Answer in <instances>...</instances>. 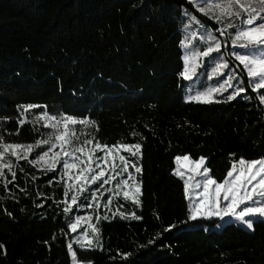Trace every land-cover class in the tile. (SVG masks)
Wrapping results in <instances>:
<instances>
[{"label": "trees", "instance_id": "trees-1", "mask_svg": "<svg viewBox=\"0 0 264 264\" xmlns=\"http://www.w3.org/2000/svg\"><path fill=\"white\" fill-rule=\"evenodd\" d=\"M181 5L209 27L214 23L187 0H0V117L13 118L0 135L7 142L34 143L49 131L42 121L16 122L18 106L31 103L95 120L99 130L84 128L81 139L93 133L108 145L142 144L139 210L130 203L120 207L141 219L96 222L103 249L78 252L93 264H264V223L255 222V231L235 224L217 231V218L189 220L183 181L173 174L177 155L206 157L218 182L234 159L264 158V105L257 94L248 89L242 96L250 100L187 101L218 78L197 85L178 76ZM210 71L202 67L198 75ZM43 111L26 115L31 120ZM17 129L18 135L8 134ZM19 164L24 172L17 170L10 191L0 184V264H70L59 169L45 173L24 160Z\"/></svg>", "mask_w": 264, "mask_h": 264}, {"label": "snow or ice", "instance_id": "snow-or-ice-1", "mask_svg": "<svg viewBox=\"0 0 264 264\" xmlns=\"http://www.w3.org/2000/svg\"><path fill=\"white\" fill-rule=\"evenodd\" d=\"M187 4L214 23L209 27L206 20H202L188 7L181 5L180 15L184 34L180 46L183 49V67L178 72V76L184 81H193L194 78H198V69L210 67L211 71L205 73L207 80L218 78L215 84L202 85L203 90L188 94L187 101L202 104L230 102L250 89L252 93L257 94L258 103L264 105V91H262L264 90V0H187ZM194 27L195 31L192 30ZM232 58L239 64L233 67ZM240 65L243 67L240 68ZM237 68L239 71H236ZM244 73L247 76L246 83ZM229 89L232 91L224 96ZM217 95L224 96V99H216ZM242 98L252 99L249 95H243ZM38 108H43L45 111L36 114L34 119H28L26 114ZM46 109V105L31 103L18 106L19 116L15 120L20 126L25 123L35 125L42 121V127L49 130L47 133H42V138L34 143L7 142L5 137L0 135V184L10 191L8 185L16 181L17 170L24 172V168L19 164L21 160L45 173L54 172L57 166L61 165V179L67 177L68 182L64 186L65 200L58 203H63V213L68 220L67 227L73 233L77 232L82 221L90 222L93 219L91 215H77L74 220L69 217L74 205L81 206L78 204V196L85 191L90 192L92 201L87 206L93 207L94 203L95 207L99 208L97 192L104 185L115 181L114 187H109L105 191L115 196H120L122 193L125 201L131 200L133 204L140 205L141 182L129 172V168H134L136 174L142 172V167L137 163L142 155V144L121 141L108 145L101 142L93 133L81 139L84 128L99 130L95 120L63 112L49 113ZM12 119L0 117V127ZM77 125L81 126L79 130L76 128ZM35 130L38 129L34 127ZM8 134L18 135L19 129L15 133ZM132 135L139 133L133 132ZM87 145L92 147L86 148ZM42 146H46V150ZM37 148L41 150L30 159ZM121 150L130 155H122ZM97 152L101 155H97ZM131 157H135L136 160ZM206 160L207 158L203 156L198 160H193L189 155L175 157L178 167L173 174L183 181L184 195L189 200L188 219L196 221L201 218H217L219 223L215 226L218 229L223 228L227 220H232L248 230L255 231L254 224L257 220L264 223V158L234 159L222 182H218L210 175L211 170L206 166ZM125 173L127 178L117 180V177H123ZM186 173H188L187 177ZM196 176L200 179L193 182ZM32 178L35 179L34 176ZM98 181L102 183L97 191H91L87 187ZM20 191L26 193L24 188ZM70 193L72 194L69 198ZM111 203L110 196L104 207L108 208ZM36 206L43 207V204ZM120 216L126 218L123 212H120ZM131 218L141 219L134 212ZM102 219L107 220L109 217L96 216L97 223ZM175 227L174 224L170 225L165 231H171ZM99 233L100 229L95 224L88 223L85 231L67 243L70 264H93L91 261L80 259L73 245H77L80 249L102 250ZM151 243H154V240H149V244ZM4 247L0 243V249ZM128 255L130 253L124 254L125 258Z\"/></svg>", "mask_w": 264, "mask_h": 264}, {"label": "rangeland", "instance_id": "rangeland-1", "mask_svg": "<svg viewBox=\"0 0 264 264\" xmlns=\"http://www.w3.org/2000/svg\"><path fill=\"white\" fill-rule=\"evenodd\" d=\"M193 80H195L194 83L199 85L200 83H203V82L205 83V81L207 79L205 78L203 73H200L198 75V78H194ZM262 91H264V90H262ZM90 147H92V145H87L86 146V148H90ZM57 150H59V149H57ZM121 154L125 155V156H129L130 155L129 153H127L126 151H123V150H121ZM97 155H101V153L97 152ZM131 159H133L134 161L136 160L135 157H131ZM137 163H138V166H139V160L137 161ZM59 166H61V165H58L57 169H59V172H60L62 166L61 167H59ZM177 167L178 166L176 164V169H177ZM181 170H183V169H181ZM73 172H75V170H73ZM129 172L133 173L137 177V179L139 178V174L135 173V169L134 168H129ZM187 175H188V173H186V177H187ZM60 178H61V176H60ZM123 178H127V173H125L123 175V177H117V180L123 179ZM199 179H200V177L196 176L193 182H195L196 180H199ZM61 180L64 181L65 183L68 182L67 181V177H64ZM100 183H102V181H98L96 184H92V185H89L87 187L91 191H97V189L99 188ZM114 185H115V181H112V182H110L109 185H104L103 188H100L99 192H97L98 200H99V203H100V207L99 208H96L94 203H93V207H88L87 206L89 203H92L89 191H85V192L79 194V196H78V204L81 205V206L80 207H76L77 210H78V215H80V216L91 215L93 217V219L90 222L82 221L81 222V226H80V228H78L76 233H73V232H71L70 229H68V235L67 236L69 238V241L72 240L75 236L79 235L81 232L85 231L87 229V224L88 223L95 224V226H96V216L97 215H100V216L107 215L108 217L116 216L117 218H121L120 212H123V213H125V216H126V218H124V219H129V218H131V214H127L125 211H123L119 207L120 205H123V208H125V206L128 203H130V207L133 210L134 209L135 210H139V208H138L139 205L137 206V205L133 204L131 200L125 201L123 199L122 193H121L120 196H115V195H113V193L105 191V189H107L109 187H114ZM101 193H103V194L101 195ZM71 194L72 193H70V196H71ZM110 196L112 197V203H111V205L108 206V208H105L104 204H105V202L108 200V198ZM86 197H87V199H86ZM113 213H115V215H113ZM256 222H259V220H257ZM229 224H235L236 226H239L241 228L247 229L246 227H243L239 223L234 222L232 220H227V222L224 224V226L229 225ZM220 229L221 228H219V229L217 227L215 228V230H217V231H219ZM88 231L90 232V229ZM72 235H73V237H72ZM73 247H74V250L77 251V254H78L79 251L80 252H86V251L89 250V249H80L75 244L73 245ZM95 249H97V248H95ZM90 250H93V249H90Z\"/></svg>", "mask_w": 264, "mask_h": 264}]
</instances>
